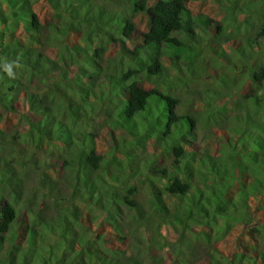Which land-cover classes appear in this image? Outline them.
Returning a JSON list of instances; mask_svg holds the SVG:
<instances>
[{
    "label": "trees",
    "instance_id": "1",
    "mask_svg": "<svg viewBox=\"0 0 264 264\" xmlns=\"http://www.w3.org/2000/svg\"><path fill=\"white\" fill-rule=\"evenodd\" d=\"M35 1L0 0V264H161L165 244L183 264L233 222L264 236V0H228L227 25L190 8L200 0H46L47 23ZM235 10L254 26L233 48L244 83L219 77L180 112L177 84L201 76L196 57ZM129 233L131 251L115 243ZM213 250L209 264L263 260Z\"/></svg>",
    "mask_w": 264,
    "mask_h": 264
},
{
    "label": "rangeland",
    "instance_id": "2",
    "mask_svg": "<svg viewBox=\"0 0 264 264\" xmlns=\"http://www.w3.org/2000/svg\"><path fill=\"white\" fill-rule=\"evenodd\" d=\"M97 1L98 3L103 1L105 4H107L105 0ZM243 3V1H240L239 5H243ZM230 6L231 2L228 0H200L196 3L190 4V8L197 13L199 12L208 17L217 19L219 23H226V25L228 24L227 17ZM34 9L42 23H47L49 21L53 22L57 18L56 14H54L52 8L49 6L46 0L35 1ZM234 13V17H231L232 23H229V26H227L226 30L223 32L222 40L217 42V44H206V46L200 51L201 55L196 57L195 62H197V64L201 63L204 67L203 72L200 74L201 76L194 79L188 74L187 76L190 78L186 80L185 84H177L175 93L180 96L182 101L180 112L191 113L194 111H199L201 109L199 103L201 102H199L200 96L198 92H200L201 95H204V93L209 92L211 89H213V87L221 90L222 87L219 85V77H224L228 81V84H232L231 88H237L240 84L244 83L245 80L242 76V72L244 70L238 69L239 67L237 65L240 66V64L239 61H237V58L233 56V48L240 45L245 40V38L251 34V31L249 30L251 29L253 31L254 26H250V28H248L247 26L249 24L241 21L243 15H245V13L241 10H235ZM133 20L136 23L137 35H141V33L147 30L148 17L145 12L136 14ZM214 30L215 29L213 25V31ZM68 39L70 40L69 42L71 44L78 43L81 41V35H70ZM128 44L131 45L132 41L128 42ZM214 46L217 47L216 51ZM112 52L114 54L116 50L114 49ZM228 55H230V57ZM173 73V71L170 72L169 77H172ZM206 88L208 91L205 90ZM192 91H195V93ZM1 113L3 119L1 122L5 123L8 129L14 130L16 121L15 116L12 113ZM200 129L201 127H199V130ZM152 153L153 148H147L146 154L148 155ZM255 218L256 219H254V221H257V217ZM253 223L254 222L251 221V223L247 225L246 223L233 222L230 229L222 237H219L217 241H212L211 243L201 242L200 248L196 247L193 251L194 253L189 255V257H187V252V263L183 264H209V255L213 254V248L218 249V253H216L219 254L220 257L222 255L227 256L237 253L244 254L247 257H253L255 253H259V255L261 254L262 256L260 257L263 259L262 264H264V236L259 237L255 235V233L252 231L253 228L251 229ZM102 227L103 229H101ZM135 227V225H132L131 228ZM153 227H156V225ZM96 229L97 231L102 230L101 232L106 235L109 243L113 244L115 235L108 231L110 227L100 224ZM125 231L128 232L127 229H125ZM156 231L161 233L162 238H160V236L157 237L161 242L165 241L166 243V241H170L173 243L177 238V232L173 227L161 225L160 227L154 228L153 231L151 230V232H154V235L158 236ZM134 232L140 236V232L144 233L145 228L140 226L136 228V231ZM130 241L131 234L129 233L124 242L115 241V243H120L121 246L123 245L128 251H131L129 244ZM151 252L153 254L162 256L163 261H161V264H177L175 262L176 251L168 244H165L163 247H153Z\"/></svg>",
    "mask_w": 264,
    "mask_h": 264
}]
</instances>
